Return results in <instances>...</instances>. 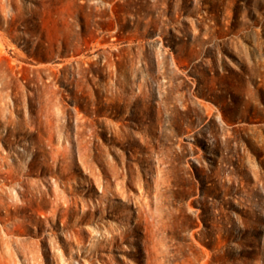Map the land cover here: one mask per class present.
<instances>
[{
    "label": "rangeland",
    "instance_id": "obj_1",
    "mask_svg": "<svg viewBox=\"0 0 264 264\" xmlns=\"http://www.w3.org/2000/svg\"><path fill=\"white\" fill-rule=\"evenodd\" d=\"M0 264H264V0H0Z\"/></svg>",
    "mask_w": 264,
    "mask_h": 264
},
{
    "label": "bare ground",
    "instance_id": "obj_2",
    "mask_svg": "<svg viewBox=\"0 0 264 264\" xmlns=\"http://www.w3.org/2000/svg\"><path fill=\"white\" fill-rule=\"evenodd\" d=\"M126 164V163H125ZM129 169H130V167H129ZM132 172V171H131ZM117 174V173H116ZM133 174V173H132ZM129 175V174H128ZM126 176H127V174H126ZM131 177H133V175L131 176ZM126 179V178H125ZM151 183V182H150ZM146 186V185H145ZM30 190H32V189H30ZM2 192V191H1ZM58 192V191H57ZM30 194V193H29ZM58 195V194H57ZM27 197V196H26ZM32 197H35L34 195H32ZM32 197L31 198H29V196L27 197L28 199V201L29 200H31L32 199ZM167 201V200H166ZM56 204V203H55ZM58 205V204H57ZM142 206V205H141ZM145 206V205H144ZM144 206H142V208L144 207ZM140 207V206H139ZM147 208V207H146ZM139 209V208H138ZM140 209H141V207H140ZM149 209V208H148ZM148 209H146V210H148ZM142 210H144V208L142 209ZM138 211V210H137ZM166 211V210H165ZM139 213H140V211H138ZM145 212V211H144ZM151 212V214L153 215V213H152V211H150ZM149 212V213H150ZM146 213V212H145ZM145 213H142V214H145ZM147 216H149V215H147ZM154 216V215H153ZM171 217V216H170ZM146 218V217H145ZM151 218V217H150ZM149 217H147V220L148 219H150ZM152 218H154V217H152ZM138 220V219H137ZM140 220H142V218L140 219ZM144 220V219H143ZM169 220V219H168ZM139 221V220H138ZM151 222V221H150ZM166 222V221H165ZM170 222V221H169ZM147 223H149V222H147ZM151 224V223H150ZM146 225V224H145ZM144 226V225H143ZM146 227V226H145ZM146 230H148V229H146ZM150 230V229H149ZM146 232H148V231H146ZM152 234H153V232H151ZM152 234H148V235H152ZM144 235H146V234H144ZM143 235V236H144ZM149 237V236H148ZM153 238H154V234H153V236H152ZM150 238V237H149ZM148 238V239H149ZM153 238H152V240H153ZM151 239V238H150ZM147 241V243H148V241L149 240H146ZM151 242H154V241H151ZM151 244H153V243H151ZM147 245V244H146ZM149 245V244H148ZM154 245H155V243H154ZM149 247H152L153 248V246L152 245H150ZM147 249H148V247H147ZM150 250V249H149ZM147 253H148V251H147ZM170 260V259H169Z\"/></svg>",
    "mask_w": 264,
    "mask_h": 264
}]
</instances>
